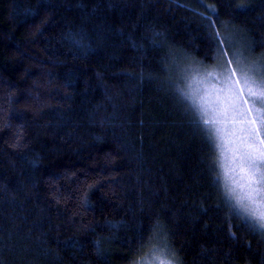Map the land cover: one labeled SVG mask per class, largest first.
<instances>
[{"label":"trees","instance_id":"16d2710c","mask_svg":"<svg viewBox=\"0 0 264 264\" xmlns=\"http://www.w3.org/2000/svg\"><path fill=\"white\" fill-rule=\"evenodd\" d=\"M205 4L264 57V0H0L4 264H101L96 238L105 264H130L157 219L184 264H264L235 216L229 236L219 169L163 70L169 48L215 64Z\"/></svg>","mask_w":264,"mask_h":264},{"label":"snow or ice","instance_id":"6c2138e0","mask_svg":"<svg viewBox=\"0 0 264 264\" xmlns=\"http://www.w3.org/2000/svg\"><path fill=\"white\" fill-rule=\"evenodd\" d=\"M205 8L208 12L199 15L206 21L208 39L215 46V64L204 66L169 48L163 70L168 74V87L194 117L192 123L199 127L209 145L211 167L219 169L216 178L223 179L229 236L237 238L231 224L235 216L249 232L257 233L264 241V58L254 59L237 47L233 34L227 31V22L220 21L217 26L219 10L215 4H205ZM247 8L243 3L236 6L239 11ZM221 28L225 29L223 33ZM162 35L154 32L153 43L163 46V41L158 39ZM71 39L74 44L84 46L83 39L77 35L72 34ZM137 78L143 82V70ZM148 79L156 77L150 72ZM15 146L19 147V141ZM86 205L85 198L82 206ZM119 226L107 222L110 233ZM162 230L167 247L168 231L159 219L151 226L149 243L160 237ZM113 238V235L107 237L110 242ZM93 243L96 256L105 264L103 241L96 238ZM174 251L179 253L176 248ZM0 264H4L3 260ZM130 264H136L135 259Z\"/></svg>","mask_w":264,"mask_h":264},{"label":"clouds","instance_id":"9594fccd","mask_svg":"<svg viewBox=\"0 0 264 264\" xmlns=\"http://www.w3.org/2000/svg\"><path fill=\"white\" fill-rule=\"evenodd\" d=\"M163 230L160 237L149 243L135 257L136 264H182L179 253L174 251L171 244L165 246L162 239Z\"/></svg>","mask_w":264,"mask_h":264},{"label":"rangeland","instance_id":"374dc122","mask_svg":"<svg viewBox=\"0 0 264 264\" xmlns=\"http://www.w3.org/2000/svg\"><path fill=\"white\" fill-rule=\"evenodd\" d=\"M233 38H234V41L236 42V46L237 47H241L245 52H246V54H250L251 56H252V58H254V59H261V58H264V57H261V56H254V55H252L251 53H249V51L247 50V48L244 46V45H241L240 43H239V41H238V39L236 38V37H234L233 36ZM229 51H231V49H229ZM214 65V64H213ZM213 65H210V66H213ZM204 66H209V65H204ZM209 66V67H210ZM183 81V80H182ZM183 83H184V81H183ZM221 181H222V185H223V179H221Z\"/></svg>","mask_w":264,"mask_h":264}]
</instances>
